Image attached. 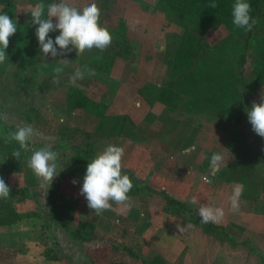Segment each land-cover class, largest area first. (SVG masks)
<instances>
[{"label": "rangeland", "instance_id": "1", "mask_svg": "<svg viewBox=\"0 0 264 264\" xmlns=\"http://www.w3.org/2000/svg\"><path fill=\"white\" fill-rule=\"evenodd\" d=\"M69 3L78 8L96 3L101 12L100 24L110 31L112 44L103 52L93 48L80 56L72 51L66 57L43 58L39 53L35 57L7 56L0 63V121L14 129L18 125H31L34 131L25 158L31 155L32 142L48 139L52 150L64 153L68 150L70 157L66 162L82 182L81 169L100 150V146L92 143L104 138L107 130L113 129V137H117L122 132L120 127L128 122L134 127L144 124L146 136H156L167 121L186 125L193 121L192 127L203 128L197 129L203 132V139L193 133L197 136V154L203 162L194 161L190 166L192 171H202L206 179L202 184L207 182L210 187L204 197H230L234 186L242 184L240 198L256 201L263 208L257 210L258 215L249 217L229 214V199L219 203L209 199L208 205L223 209V218L230 223L225 228L230 237L237 242L246 241L247 237H254L248 232L252 230L259 234L255 239L264 250V138L252 131L246 116L252 102L259 103L264 93V0H260L255 29L250 36L244 28L235 27L231 18L208 5L201 10L176 11L159 0H69ZM23 9L30 16L29 6ZM59 59L71 63L63 68L59 82L55 83ZM84 66L93 69L95 75L85 74L76 84L70 83L75 69ZM18 77L22 80H17ZM70 91L102 104L101 115L75 108L68 99ZM27 109H35L38 115L31 122L24 118ZM34 115V111L29 114ZM98 122L110 124L107 130L95 133L72 126L84 124L92 129L97 128ZM130 137L138 141L141 138L136 128H132ZM162 141L149 144L151 140H147L141 145L146 149L150 146L152 154L153 145L157 155H164L170 161L173 146ZM109 144L117 146L118 142L110 139ZM127 146L135 150L139 144ZM6 153L7 144L0 136V164ZM213 153L223 155L215 170L210 164ZM127 158L122 157V169L137 176L142 167ZM149 167L145 177L153 174L156 164ZM138 168L137 174L134 169ZM160 168L161 180L174 171L170 163L167 172ZM137 182L146 184L138 176ZM164 212L169 213L165 208ZM6 215L5 208L0 206L3 224L0 226H5L2 227L5 230L10 228ZM205 235L210 245L213 243L219 249L217 257L221 264H231L235 259L231 240L221 233ZM155 263L161 264L156 259Z\"/></svg>", "mask_w": 264, "mask_h": 264}, {"label": "crops", "instance_id": "2", "mask_svg": "<svg viewBox=\"0 0 264 264\" xmlns=\"http://www.w3.org/2000/svg\"><path fill=\"white\" fill-rule=\"evenodd\" d=\"M124 123L126 125L120 127L122 132L117 137H113V129L107 130L110 122L104 125L98 122L95 124L98 125L97 128L92 129L84 124L75 123L72 126H80L91 133L107 130L108 134L104 138L93 139L92 144L100 146L98 152L109 145L110 139L111 141L116 140L117 146L124 150L123 156L135 162V166L142 167L143 172L140 171L139 174V168L134 169L140 181H145L146 185L155 191H165L186 204L196 214L199 204H208L209 199L215 203L229 199V197L220 199L218 196L204 197L205 193L208 194L210 187L207 182L205 183L207 185L202 184V180H206L203 178L202 171H192V166H190L194 161L203 160L199 159L195 148L198 147L195 144L197 136L193 135L195 132L203 139V132L197 131L203 128L192 127L193 121L190 125L182 124L181 121L178 123L167 121L159 134L146 136V125L134 127L128 122ZM198 125L202 126L200 123ZM132 128H136L138 136L141 137L140 141L130 137ZM226 136L229 137L230 133ZM47 140L42 139L40 143L32 142V148L53 146L48 144ZM147 140H151L149 144L163 140V144L173 146L170 149L172 155L170 161L164 155H157L153 145V154L150 146L148 149L143 148L141 143ZM129 144H139V147L132 150L127 146ZM149 144L145 146L148 147ZM53 151L58 153V175L53 179L50 187L41 184L32 171L26 167V161L30 155L24 158L20 172L11 173L8 176L11 189L24 188L30 194V199L23 204H15V209L36 212L39 217L24 219L16 224L8 225L10 228L7 230L2 228L5 226H0V264H156L155 259L161 264H221L217 257L219 249L213 243L210 245V239L204 231L197 226L179 231L177 226L185 227L190 223L176 215L165 213L164 201L156 194L131 195L127 207L113 203L109 210L99 215L96 214L87 207L84 196L79 194L83 181L79 182V176H75L73 168L66 162L70 157L68 150L64 153V151H57L53 148ZM193 155L194 157L191 158ZM186 159H189L188 162ZM169 163L174 171L170 172L166 179H159L158 174L162 171L160 167L167 172ZM151 164H156V168L152 170L154 172L151 176L145 177L147 171H150ZM145 165L148 166L145 168ZM204 177L207 176L204 175ZM73 180L77 181L75 185L72 183ZM50 189L54 193L57 207L56 219L53 220L49 200ZM230 194L232 195L233 191ZM193 198L197 199V204L191 202ZM259 208L263 207L259 206L258 202L249 199L246 201L239 197L238 209H233L231 206L229 214L254 217L258 215ZM59 220L62 221V225ZM211 223L224 228L230 225L226 218H222L218 223ZM84 225L93 227L89 242L73 239L64 228L76 229ZM248 232L254 235L246 239L253 252L245 246H232V258L235 259L231 261V264H263L259 256L264 257V250L255 239L259 237V234L252 230ZM124 249H130L139 258L128 256ZM115 258L118 261L114 262Z\"/></svg>", "mask_w": 264, "mask_h": 264}, {"label": "clouds", "instance_id": "3", "mask_svg": "<svg viewBox=\"0 0 264 264\" xmlns=\"http://www.w3.org/2000/svg\"><path fill=\"white\" fill-rule=\"evenodd\" d=\"M208 7L215 9L217 7L215 0ZM29 8L31 24L35 26V35L43 58L66 57L72 51H75L76 56H80L86 50L91 51L93 48L103 52L112 44L113 37L110 31L100 24L101 12L96 3H89L78 8L70 4L69 0H59L58 3L56 0H50L47 4L43 0H38L34 5H29ZM250 12L251 6L246 0H234L231 5L232 24L237 28L251 31L256 20L251 17ZM16 32L17 24L7 13L0 11V63L8 59L5 49L8 48L9 38ZM52 32H59V35L53 39L49 36ZM56 63L59 66L55 68L57 76L54 82L58 83L59 74L71 61L59 59ZM85 74L94 76L95 71L87 66L83 69L77 67L69 78L70 83L76 84L77 81L84 79ZM246 116L252 131L264 138V93L261 94L259 103L252 102L251 108L246 110ZM33 135L31 125H18L14 131L7 133L6 142H15L19 145L18 149L12 151V157L17 160L20 158L21 150L28 149ZM123 155L122 147L109 144L87 163L79 194L84 196L87 207L98 215L109 210L113 203L128 206V193L133 188V184L128 175L122 174ZM57 160L58 153L45 146L31 150L26 167L32 171L41 184L50 187L51 182L58 175ZM222 161L221 153H213L210 159L213 170ZM72 183L75 185L77 181L73 180ZM242 192V184L234 186L233 194L229 197L233 209H238V198ZM9 196L10 188L3 178H0V199H7ZM191 202L198 203L195 198ZM197 215L202 223H218L223 218L224 211L220 207L199 204ZM177 227L179 231H184L193 225Z\"/></svg>", "mask_w": 264, "mask_h": 264}, {"label": "trees", "instance_id": "4", "mask_svg": "<svg viewBox=\"0 0 264 264\" xmlns=\"http://www.w3.org/2000/svg\"><path fill=\"white\" fill-rule=\"evenodd\" d=\"M59 0H56V2ZM162 4L167 6L168 8L176 11H186L189 9L201 10L204 5H209L213 2V0H159ZM38 0H0V11L7 13L10 18L13 19V22L17 24V32L9 38L8 48L5 49L7 56H22V57H35L41 50L38 45V41L35 35V26L31 24V16H27L24 12V7L29 5H34ZM45 4L49 3L50 0H43ZM247 3L251 6L250 15L252 18L256 19L260 0H246ZM217 7L215 9L219 10L222 14L231 18V5L234 3V0H215ZM21 9H20V8ZM255 29V25L251 31H248L249 36ZM51 38H55L56 34L49 33ZM19 81H21V77H18ZM71 92V91H70ZM68 99L74 102V107L80 109L81 112L89 113L90 115H101L103 109L101 107L102 104H99L87 97L82 95H77L74 92H71L68 95ZM35 112L33 117L29 116L31 112ZM24 118L26 122H31L35 116L37 117V113L35 109H27L24 111ZM241 120V118H238ZM14 128L7 127L2 121H0V136L5 139L7 138V133L10 131H14ZM7 144V153L4 159V162L0 164V178H3L5 183L8 184V176L11 173L20 172L22 170L23 161L26 156L25 150H21V156L17 160L12 157L11 153L13 150L18 149L19 145L15 142H6ZM86 168H82L80 173L85 174ZM122 174H126L129 176L133 188L128 193V196L138 195L147 193L149 195L156 194L160 196L165 203V210L169 212V209L172 208V212L170 214L176 215L181 219L187 221L193 226L200 227L204 233H210L213 236L221 233L224 237H227L231 240L232 246H245L249 249L250 252H253L251 245L247 241L237 242L233 237L226 231L224 227L217 226L209 223H202L201 218L186 204L175 199L173 196H170L165 191H155L150 186L137 182L136 174L130 173L129 171L122 169ZM10 188V186H9ZM17 197V198H16ZM30 199V194L24 188L19 191H15L10 188V196L7 199H0V206L5 208L7 213V225L16 224L18 221L24 219H35L39 217V214L36 212H24L17 211L15 209V204H23L26 200ZM49 200L51 203V219H56L57 207L54 201V193L50 189L49 191ZM9 203V204H8ZM62 225V221L59 220ZM0 225H3L0 223ZM66 231L73 237V239L81 241V242H89L91 240V235L93 232V227L91 225H84L78 227L76 229H68L64 227ZM128 256L138 259L139 257L133 253L130 249H124ZM260 260L264 264V257L259 256ZM150 264V263H149Z\"/></svg>", "mask_w": 264, "mask_h": 264}]
</instances>
